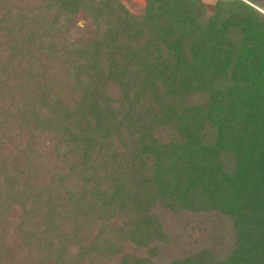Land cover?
<instances>
[{"label":"trees","instance_id":"trees-1","mask_svg":"<svg viewBox=\"0 0 264 264\" xmlns=\"http://www.w3.org/2000/svg\"><path fill=\"white\" fill-rule=\"evenodd\" d=\"M40 2L0 0V264H264V0Z\"/></svg>","mask_w":264,"mask_h":264},{"label":"rangeland","instance_id":"rangeland-1","mask_svg":"<svg viewBox=\"0 0 264 264\" xmlns=\"http://www.w3.org/2000/svg\"><path fill=\"white\" fill-rule=\"evenodd\" d=\"M41 0H22V4L28 9L29 13L32 15H39L43 18V20H49L51 15L53 14L52 9L48 11L40 10ZM206 2H212L213 0H203ZM120 2L124 5V7L129 11V13H139L141 11V8L143 6L144 0H120ZM42 11V12H41ZM73 25L72 27L63 30V32L60 33L62 43H65L66 45H74L75 43H84L89 42L90 40L97 38L103 31L105 26L102 25L100 22H94L90 17L82 12H77L73 16ZM65 45V46H66ZM71 45V46H72ZM37 54H35L34 57L31 58H25L24 62L25 64L35 71L43 72L46 75H49L50 77L55 76L59 73H64L67 68L74 63L75 57L74 54H71V51L67 55L62 50V53L51 55V57L45 56L46 53L43 50V48L40 46L38 50L36 49ZM48 160L51 161H57L58 156L57 155H51L47 153ZM196 234H198V228L195 229ZM203 237V235H200V239ZM195 238L192 237L193 248L189 249L192 251L194 250V244ZM203 244H206L205 240H203ZM126 246V245H124ZM203 246V245H202ZM192 247V246H191ZM125 249V247H123Z\"/></svg>","mask_w":264,"mask_h":264}]
</instances>
